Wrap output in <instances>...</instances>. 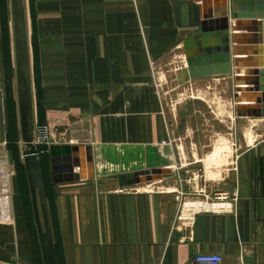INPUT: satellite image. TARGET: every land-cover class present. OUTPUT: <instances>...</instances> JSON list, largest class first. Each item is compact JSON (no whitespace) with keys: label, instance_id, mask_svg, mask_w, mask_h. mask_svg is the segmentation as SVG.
<instances>
[{"label":"crops","instance_id":"crops-1","mask_svg":"<svg viewBox=\"0 0 264 264\" xmlns=\"http://www.w3.org/2000/svg\"><path fill=\"white\" fill-rule=\"evenodd\" d=\"M35 2L43 35L33 119L51 128L52 144L90 146L94 174L54 184L48 153L40 159L56 264H186L199 254L264 264V136L240 145L230 174L205 185L208 195L198 200L184 179L192 171L176 163L182 158L154 88L169 57L184 60L182 42L199 25V3ZM2 7L9 22V0ZM4 46L0 21V204L5 191L8 198L7 217L0 205V264H43L22 156L8 141ZM164 167L170 173L162 180L130 188L99 179ZM218 193L235 199L231 210L180 218L183 204Z\"/></svg>","mask_w":264,"mask_h":264},{"label":"water","instance_id":"water-1","mask_svg":"<svg viewBox=\"0 0 264 264\" xmlns=\"http://www.w3.org/2000/svg\"><path fill=\"white\" fill-rule=\"evenodd\" d=\"M190 1L199 3L201 19L182 42L189 80L228 77L235 117L264 119V0ZM10 13L20 136L25 145L22 163L43 264H56L39 157L31 143L34 119L24 0H10ZM0 150L3 154L2 147ZM48 155L54 184L94 179L90 146L51 144ZM169 169L153 168L99 179L115 181L119 189H124L160 181ZM1 195L5 196L0 205L7 217L6 191Z\"/></svg>","mask_w":264,"mask_h":264},{"label":"rangeland","instance_id":"rangeland-1","mask_svg":"<svg viewBox=\"0 0 264 264\" xmlns=\"http://www.w3.org/2000/svg\"><path fill=\"white\" fill-rule=\"evenodd\" d=\"M24 8L32 95L39 109L38 64L42 51L39 44L43 33L38 29L35 0H24ZM0 13L1 41L8 52L3 74V92L9 115L8 141L13 143L10 146H14V152L22 156L25 145L20 136L11 13L9 22L3 7ZM165 62L155 85L167 112L171 140L182 158L176 163L178 167L193 172L186 174L184 179L189 180V185L195 188L193 193L201 200L208 195L205 194V185L221 182L230 174L239 146L264 136V119L235 117L234 93L229 79L211 77L190 81L179 59L171 56ZM33 122L34 127L43 121ZM60 138L63 140V135ZM54 140L56 136H53ZM210 196L212 198L214 194ZM31 231L35 233L33 223Z\"/></svg>","mask_w":264,"mask_h":264},{"label":"built area","instance_id":"built-area-1","mask_svg":"<svg viewBox=\"0 0 264 264\" xmlns=\"http://www.w3.org/2000/svg\"><path fill=\"white\" fill-rule=\"evenodd\" d=\"M180 61L183 68H186L185 58ZM156 91L158 86L154 85ZM53 131L47 124H36L33 127L32 145L35 146L37 156L48 153V147L52 144ZM233 199L227 193L214 194L211 199L194 201L182 205L180 218L191 219L195 212H226L232 209ZM186 264H223V258L219 254H199L193 256Z\"/></svg>","mask_w":264,"mask_h":264},{"label":"trees","instance_id":"trees-1","mask_svg":"<svg viewBox=\"0 0 264 264\" xmlns=\"http://www.w3.org/2000/svg\"><path fill=\"white\" fill-rule=\"evenodd\" d=\"M37 108H38V106H37ZM41 157H42V155L41 156H39V165H40V169H41V161H40V159H41ZM41 174H42V170H41ZM44 179H43V176H42V181H43ZM43 190H45V188H44V181H43Z\"/></svg>","mask_w":264,"mask_h":264},{"label":"bare ground","instance_id":"bare-ground-1","mask_svg":"<svg viewBox=\"0 0 264 264\" xmlns=\"http://www.w3.org/2000/svg\"><path fill=\"white\" fill-rule=\"evenodd\" d=\"M185 70H186V68H185Z\"/></svg>","mask_w":264,"mask_h":264}]
</instances>
